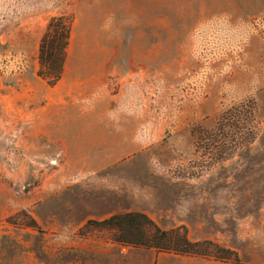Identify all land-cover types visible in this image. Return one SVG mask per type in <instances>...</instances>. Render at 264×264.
Returning <instances> with one entry per match:
<instances>
[{"label":"rangeland","instance_id":"374dc122","mask_svg":"<svg viewBox=\"0 0 264 264\" xmlns=\"http://www.w3.org/2000/svg\"><path fill=\"white\" fill-rule=\"evenodd\" d=\"M58 16L73 39L50 86ZM242 101L252 133L225 120ZM132 212L213 254L90 224ZM0 264H264V0H0Z\"/></svg>","mask_w":264,"mask_h":264},{"label":"trees","instance_id":"16d2710c","mask_svg":"<svg viewBox=\"0 0 264 264\" xmlns=\"http://www.w3.org/2000/svg\"><path fill=\"white\" fill-rule=\"evenodd\" d=\"M73 19L69 16L52 17L48 27L41 38L39 44V70L38 76L48 85L55 86L64 75L68 49L71 43L73 32ZM252 103V101H251ZM226 121L243 122L249 125L246 131L254 132L255 107L248 101H242L238 105L232 106L227 112ZM246 121V122H245ZM222 125L219 131L223 130ZM254 135V133H253ZM103 229L115 231L113 241L122 245L154 249L159 252L173 253L176 255H202L211 256L213 253L202 252L200 243L192 242L186 231L181 228L175 230H164L148 215L132 212L112 216L102 222L91 221ZM216 246V245H215ZM219 251L220 248L216 246ZM229 256L221 257L224 260H234L239 262L237 254L227 251ZM215 257H218L215 254Z\"/></svg>","mask_w":264,"mask_h":264},{"label":"crops","instance_id":"0c3cea01","mask_svg":"<svg viewBox=\"0 0 264 264\" xmlns=\"http://www.w3.org/2000/svg\"><path fill=\"white\" fill-rule=\"evenodd\" d=\"M47 27H48V24H47ZM47 27H46V29H47ZM46 29H45V31H46ZM45 33V32H44ZM44 33H42V37H43V35H44ZM41 37V38H42ZM73 39V32H72V38H71V40ZM71 44V43H70Z\"/></svg>","mask_w":264,"mask_h":264}]
</instances>
